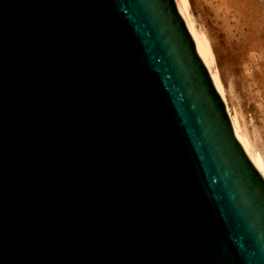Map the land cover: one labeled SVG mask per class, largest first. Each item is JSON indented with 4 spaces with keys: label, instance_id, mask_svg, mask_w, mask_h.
Here are the masks:
<instances>
[{
    "label": "water",
    "instance_id": "water-1",
    "mask_svg": "<svg viewBox=\"0 0 264 264\" xmlns=\"http://www.w3.org/2000/svg\"><path fill=\"white\" fill-rule=\"evenodd\" d=\"M0 264H264V174L176 0H0Z\"/></svg>",
    "mask_w": 264,
    "mask_h": 264
},
{
    "label": "rangeland",
    "instance_id": "rangeland-1",
    "mask_svg": "<svg viewBox=\"0 0 264 264\" xmlns=\"http://www.w3.org/2000/svg\"><path fill=\"white\" fill-rule=\"evenodd\" d=\"M189 1L192 15L196 19L198 26L206 32L217 55L223 78L228 83L227 86L229 87L231 83H236L235 86L242 94L244 101L246 103L249 102L245 109V115L250 119H248V124L253 126L251 128L255 130V133H253L254 141L264 156V72L262 70L257 71L253 77L250 76V82L247 83L242 80L240 74L241 64H244L250 57L247 55L250 53V48L259 45H255L256 32L252 27L255 33L252 31L251 34L254 35H247L250 32L249 25L243 23L242 17L236 14L233 7L229 8L227 6V8L225 3L222 2L223 0ZM244 3L251 10L258 3V0H244ZM259 3L260 8H257L259 16L253 17V21L255 20V23H259V26L263 27L262 30H264V0H259ZM253 21H251L252 25L257 29V25ZM262 30H260L262 33L260 34L264 36ZM231 65L234 67H231ZM249 83H251L250 92L246 90ZM229 102L233 111L235 108L239 109V105L232 99L229 98Z\"/></svg>",
    "mask_w": 264,
    "mask_h": 264
},
{
    "label": "bare ground",
    "instance_id": "bare-ground-1",
    "mask_svg": "<svg viewBox=\"0 0 264 264\" xmlns=\"http://www.w3.org/2000/svg\"><path fill=\"white\" fill-rule=\"evenodd\" d=\"M176 2L192 34V37L195 41L197 52L200 58L202 59L203 63L205 64V66L208 68L210 74L212 75L216 83V86L226 104V109L231 118L235 135L237 136V138L243 145L248 155L251 157V159L255 162V164L260 168V170L264 174V156L254 141L253 133H255V130H253L254 128H251L253 126L248 124L250 119L246 117L245 115L246 113L245 109L248 106L247 104L249 102L246 103L244 101L242 94L237 90V87L235 86L236 83H233V84L231 83L229 87L227 86L228 83L223 78L221 69L217 61V55L211 45V42L209 41V38L206 35V32L201 27L198 26L196 19L192 15V12L190 9L191 8L190 1L189 0H176ZM222 2L225 3L226 7L227 6L229 8L233 7L236 14L242 17L241 19L242 21H244L243 23L244 24L246 23L247 25H249L250 32H248L247 35H250V36L254 35V34H251V32L253 31L252 27L256 33L254 31L253 32L257 35V38L255 40V45L256 44H259V45H256L255 47L252 46V48H250V53L247 54L250 57L247 59V61L244 64H241V67H240V70H241L240 74L242 76V80H245L247 83V82H250L249 81L250 76L253 77V75L257 71L262 70L264 72V36L262 35L263 36L262 37L261 36L262 33L260 32V30H262L263 27L261 28L259 26V23H255V20L253 21V17H256L258 15L257 8H260L259 7L260 3L258 0L259 4L257 3L255 7H253L250 10L249 7L245 6L246 4L244 3V0H223ZM251 21H253L257 25L256 26L257 29H255V27L252 25ZM260 25L262 26L261 22H260ZM262 32L264 34V30H262ZM231 67H234V66L231 65ZM250 84L251 83H249L248 86L246 87V90L249 92L251 89ZM229 98L239 105L238 106L239 109L235 108V110L233 111L232 107L230 106Z\"/></svg>",
    "mask_w": 264,
    "mask_h": 264
}]
</instances>
